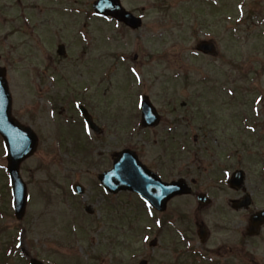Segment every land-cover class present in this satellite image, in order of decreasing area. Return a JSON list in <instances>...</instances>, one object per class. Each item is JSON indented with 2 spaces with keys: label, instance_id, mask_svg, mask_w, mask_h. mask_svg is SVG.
Instances as JSON below:
<instances>
[{
  "label": "rangeland",
  "instance_id": "rangeland-1",
  "mask_svg": "<svg viewBox=\"0 0 264 264\" xmlns=\"http://www.w3.org/2000/svg\"><path fill=\"white\" fill-rule=\"evenodd\" d=\"M15 1L0 0V54L2 64L10 72L13 114L40 133L41 146L23 167V178L32 192L25 219L18 223L12 216L11 204L0 202V206L8 207V215L0 220V249L5 250L14 241L18 248L21 242L23 252L17 249V255L22 258H16L12 264H27L26 258L30 255L45 263L55 260L57 264H112L113 257L123 264H139L142 259H148L149 264L172 263V254L166 249H149L147 234L137 230L145 229L151 221L146 213L135 208L133 204L138 201L132 195L120 197L122 203L131 204L122 212L129 218L137 210L139 216L128 221L118 215L117 219L122 218V237L118 248L113 247L117 252L107 248L111 241L103 233L110 224L107 214L101 212L106 198L96 185L97 176L111 167L110 158L114 153L129 148L150 164L159 157H166L167 167L162 169L164 178L194 179L197 181L195 191H207L213 186L211 177L226 178L219 167L224 161L219 158H224L229 142L240 150L239 124L229 121L250 119L248 126L252 123L255 132H261L260 127L264 125V0H123L131 11L146 4L145 12L135 11L143 14L144 20L142 28L134 32L124 27L118 30L108 19H96L90 7L93 0H40L46 7L28 6L20 12ZM47 6H52L51 12ZM37 25L45 26V32H40L45 38H40L39 44L33 29ZM201 40H215L219 56L198 55L195 47ZM60 41L67 46L71 59H75L81 49H88L89 66H95L91 58L102 56L98 79L103 78L105 68L114 72L110 87L107 80L110 74L107 69L104 71L103 92L112 91L104 95V98L108 96L104 99V119H96L103 134L96 137L95 145L91 144L93 151L97 148L96 160L91 161L96 165L92 167L87 165L90 157L84 158L83 151L75 150V159H71L69 155L65 157L63 147L58 148L59 139L79 137L68 133L66 124L61 123L64 119H58L59 123L51 119L55 116L53 112L62 116L68 115L66 110L70 112L64 102L53 107L46 99H51L64 87L57 86L54 90L49 79L45 81L41 76L42 88L46 87L39 95L43 97H37L35 91L40 83L35 75L38 70L50 68L49 77L59 69L57 74L60 75L56 77L65 76L70 60L58 57ZM131 70L137 72L136 78H133L134 73L131 76ZM92 77L88 75L82 82L89 83L86 79ZM138 94L147 95L162 116V123L153 131L140 127L138 108H135L137 117H132ZM110 95L113 98L110 99ZM197 112L210 113V116ZM73 127L78 134H86L82 126ZM89 137L95 136L90 133ZM78 139L87 143L82 135ZM255 141L252 134L243 138L252 159L260 147ZM1 150L0 144V165L4 168L6 160ZM101 159L103 164L99 163ZM0 172V200L4 197L8 201L5 177ZM76 181L86 188L85 196L76 200L71 192L72 198L66 199L63 189L71 190ZM89 204L96 210L93 216L84 212ZM175 205L185 207L183 211L193 216L194 211L188 210L194 208L192 198H184ZM205 219L213 231L211 246L217 243L215 239L222 238L223 232L216 230L219 222L216 215L210 214ZM102 227L105 229L98 231ZM83 230L88 231L83 233ZM172 236L175 234L169 229L168 243ZM60 243L69 244L70 249L59 248ZM96 255L101 256L99 262L94 259L99 257Z\"/></svg>",
  "mask_w": 264,
  "mask_h": 264
},
{
  "label": "flooded vegetation",
  "instance_id": "flooded-vegetation-1",
  "mask_svg": "<svg viewBox=\"0 0 264 264\" xmlns=\"http://www.w3.org/2000/svg\"><path fill=\"white\" fill-rule=\"evenodd\" d=\"M34 7H37V3H32ZM148 6V4H147ZM147 10L146 4L140 8H136L133 11L145 12ZM45 26L40 25L34 27L35 33L37 34L38 44L40 38H45L43 35H40V32L43 31ZM63 42L59 43L61 45ZM58 46V47H59ZM58 57L59 54L57 53ZM75 59H69L67 56L65 59L70 60L69 67L65 68V76L61 79H58L56 76L59 69H55L54 73H50V68H44L45 71L38 70L35 74L40 78V83L37 84L35 91H37V97L41 91L45 88H42V79L44 77L45 81L49 79L51 87L54 90H57V86H63L61 90L58 89L50 99L47 97L48 102L52 104H59L65 102L67 106L70 107V112L68 115L64 116H55L53 119H83L79 114H73V105H76L79 113V106H84L90 113L92 119H104L103 109H102V99L103 93L102 89L100 90V85L95 92H90L89 87L92 85L83 83V79L88 76L89 71L94 74L97 72L101 64L102 58L97 56L95 59L91 60V63L95 64V67H89L87 61V52L82 49ZM48 61H52L51 58H48ZM64 75V74H63ZM88 81V79H86ZM42 89V90H41ZM48 92V91H47ZM83 121V120H82ZM97 124L99 122L95 121ZM261 132L258 134V144L261 147H258V153L256 154L255 165L249 162L247 148L244 143L241 142L240 146L242 149L230 148L227 149V154L224 158H219L220 161H224L223 164L219 165L223 173H227L225 180H222L221 176H218L220 179L214 177L210 181L213 186H210L207 190V202L197 205L194 209V227L196 234L192 232L189 234L187 239L190 243L193 242V246L198 245L197 249L195 248L189 252L193 253L197 259L201 257V261H209L210 264H262L264 259V213L262 217H258L259 213L264 212V126L261 127ZM101 133V132H100ZM103 134V133H102ZM74 148L67 149L66 155L75 159L73 156ZM97 149L92 153L95 155ZM88 150H85L84 155L88 157ZM208 152V151H207ZM96 156V155H95ZM243 158H242V157ZM215 158V156L213 155ZM93 158V159H92ZM117 158V153H114L111 158V164L113 165L114 160ZM90 160H96V157H91ZM87 159L88 166H95L96 163L91 164V161ZM197 162H201L199 159ZM100 164H103V160L99 161ZM145 165L160 177H162L161 170L166 166V163L162 157L155 159L153 164L146 163ZM232 169L242 170L245 172L244 180L239 188H232V184L229 183L227 179L228 172ZM197 181L193 180V188L196 187ZM236 185V184H235ZM103 196L106 197V200L102 201L101 210L105 212H111L112 217L116 219L119 215L120 201L119 194L109 195L102 191ZM203 192V191H202ZM198 194L201 192H196L193 196L197 199ZM182 197L175 198L171 201L170 205H173L175 201L180 200ZM176 207V206H175ZM174 207V208H175ZM155 214H159L154 211ZM167 211L164 212L163 218L166 220ZM175 216V219L182 218L181 207L176 208L172 213ZM216 215L219 219V222L216 223V230L223 232L222 238L215 239L217 243L210 246V242L213 239V231L211 230L210 224L207 223L205 217L209 215ZM6 213H1L2 218H4ZM163 227H165L166 222H163ZM115 226L117 223L115 222ZM201 228L206 229L204 239L206 243L204 244L200 237L198 236V230ZM117 227L115 228V230ZM164 228H160L158 237L161 238V242L164 245ZM192 240V241H191ZM257 255H259L257 257ZM262 255V256H261ZM200 261V262H201Z\"/></svg>",
  "mask_w": 264,
  "mask_h": 264
},
{
  "label": "water",
  "instance_id": "water-1",
  "mask_svg": "<svg viewBox=\"0 0 264 264\" xmlns=\"http://www.w3.org/2000/svg\"><path fill=\"white\" fill-rule=\"evenodd\" d=\"M95 9L101 14H111L125 21L132 27H138L140 21L124 12L115 0H100ZM205 53L214 51L212 44L203 43L199 47ZM156 113L148 101L143 103V124L155 125ZM0 133L5 139L8 151L9 171L15 192V208L18 218H22L26 207V188L19 176V166L31 157L38 144V139L31 129L20 125L11 116V98L3 74L0 72ZM106 188L112 190H130L141 194L154 205L164 206L173 196L188 194L183 182L164 184L152 176L129 151L122 154L115 169L101 178Z\"/></svg>",
  "mask_w": 264,
  "mask_h": 264
}]
</instances>
